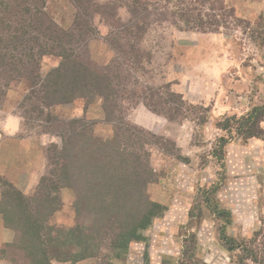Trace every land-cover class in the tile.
I'll use <instances>...</instances> for the list:
<instances>
[{"label":"rangeland","instance_id":"1","mask_svg":"<svg viewBox=\"0 0 264 264\" xmlns=\"http://www.w3.org/2000/svg\"><path fill=\"white\" fill-rule=\"evenodd\" d=\"M196 1L45 0L55 25L72 31L80 62L111 77L117 108L98 96L45 107L37 92L60 53L39 60L35 86L3 87L0 264H39L36 238L55 246L78 234L92 238L91 257L51 264H264V137L242 138L233 124L264 107V0H224L238 21L215 33L190 29L175 14ZM174 106L180 112L168 113ZM67 138L66 180L75 190L57 178ZM104 143L110 154L91 159L89 146ZM124 146L139 156L148 178L142 196L155 206L140 237L120 251L118 225L101 230L88 207L92 188L116 173L114 148ZM43 178L54 183L46 184L48 199ZM232 240L256 255L232 250ZM47 249L45 258L60 252Z\"/></svg>","mask_w":264,"mask_h":264},{"label":"trees","instance_id":"2","mask_svg":"<svg viewBox=\"0 0 264 264\" xmlns=\"http://www.w3.org/2000/svg\"><path fill=\"white\" fill-rule=\"evenodd\" d=\"M44 5H46L45 0H0V98L4 93L3 87H6L7 83L23 80V82H30L32 87L35 86L39 82H35V77L40 80V75L35 72L39 60L43 56L60 53V64L41 80V90L37 92L39 95L37 97H40L39 100L45 104V107L68 104L81 98L91 100L94 96H98L112 101L113 107L117 108L118 94L111 87V77L104 72L95 73L80 62L79 57L74 54L72 31L66 32L58 28L47 9L43 8ZM195 5L182 6L177 8L178 13H175L190 29L215 33L219 32L221 27L227 28L232 22L236 24L238 21L233 10L224 4V0H197ZM206 10L208 14H205ZM172 96H174L173 93ZM167 110L168 113L176 114L180 112V107L174 106ZM112 111L114 110H111L113 114ZM108 113L111 115L110 112ZM230 121L232 120L226 119L222 125L229 128ZM262 121H264V107H257L248 112L242 121L233 124H236L237 132L242 138H261L264 137V131L260 127ZM67 139V143L61 149L63 175H58L57 178L64 181L65 187L75 190L74 185L66 180L68 179L66 173L73 170V160L68 154L73 147L70 138ZM114 149L120 159L116 173L110 176V179H105L106 184H101L103 188L99 186L92 188L89 202L95 204L88 209L99 217L101 230L110 228L113 224L118 225L120 230L115 236L114 248L125 251L132 240L140 237L139 230H143L150 223L155 205L145 202L142 196L148 178H144L140 173L142 166L139 156H135L127 146ZM110 152L108 143L89 146V153L93 156L91 159L98 157L99 154H110ZM107 159H109L108 155ZM104 165L111 166L110 161H105ZM48 183L54 184L53 180L47 178L41 179L39 184L45 199H48L53 192L52 188L49 192L46 191L49 188L46 186ZM137 197L141 198V202L135 201ZM54 200L56 199L52 201ZM147 204H150V211ZM141 206L142 208L146 206V210L143 211ZM55 210L54 208L52 211ZM87 235L78 234L77 242L72 244L61 237L62 243L55 246L51 239L42 241L36 238L40 244L39 264H51L52 259L76 263L91 257L85 243L92 238L86 237ZM234 243L232 240V250L242 245L239 243L236 246ZM49 246L60 251L56 257L45 258L47 255L50 256L47 249ZM71 248L80 249L81 252L72 254ZM241 249L245 254L256 255L253 250L248 251L250 247L245 248L242 245Z\"/></svg>","mask_w":264,"mask_h":264}]
</instances>
